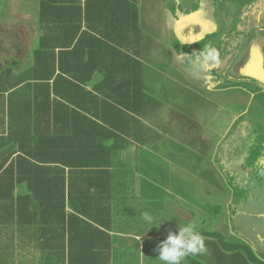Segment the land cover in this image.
<instances>
[{
  "label": "crops",
  "instance_id": "crops-1",
  "mask_svg": "<svg viewBox=\"0 0 264 264\" xmlns=\"http://www.w3.org/2000/svg\"><path fill=\"white\" fill-rule=\"evenodd\" d=\"M142 1L145 11H139L137 23L129 29L121 27L122 14L115 12L110 18L102 17L104 25H113L108 26L111 32H104L134 52L136 56H132L140 64L123 60L118 52L105 46L97 49L100 54L94 59L84 53L80 59L79 48L67 61V68L74 74L73 80L83 81L87 94L80 92L81 107L67 111L66 119L61 121L58 110L52 111L43 105L30 108L26 103V84L12 91L3 88L0 91V138H7L9 130L24 131L31 125L27 120L33 112L36 129L49 130L54 135L59 130L67 132L68 149L73 158H82L86 163L81 169L66 168L71 205L67 204L65 211L78 208L87 214L100 212L106 232L103 240H110L109 264H131L133 253L138 254L144 264V253H148L150 241L157 245L169 229L175 232L178 224L186 223L196 225L204 238L206 252L190 255L182 264H238L233 257L241 258L239 264H264V147L260 146L264 141V128L255 130L256 123L244 117V111L234 113L230 108L229 121L227 112L201 108L202 100L215 107L221 104L223 109V102L214 96L216 91L207 75H203L206 98L186 83L176 90L163 85L164 76H170L173 82L179 81L177 76L157 73L156 63L162 59V54H157V50L160 51L157 35L168 39V32L172 31L177 40L173 43L179 49H174L166 39L170 67L184 73L182 77L188 82L193 79V67L200 68L197 65L200 62L189 67L184 65L186 58L180 46L190 45L199 38L191 40V35L185 33L196 30L192 21L201 23V30H196L198 33L194 36L202 39L212 31L214 21L204 20L200 7L189 15L179 16V20L173 17L171 22L166 9H157L159 3L155 10L148 11V3L154 2ZM36 21L34 33L31 27L25 29L26 24L15 27V32L10 33L12 25L0 23V71L11 64L20 77L33 63L31 52L37 47L40 34L37 11ZM143 26L151 34V41L140 32ZM11 35L16 40L15 45L6 40ZM34 35L36 47L33 48ZM91 42V38L85 36L82 49L88 50ZM210 60L206 59L209 63L206 68L214 65H210ZM128 67L131 73H123ZM229 130H238L240 139L235 140L234 132L227 135ZM221 132L227 137H220ZM21 152L18 150L11 158ZM94 161L108 164L94 167L90 164ZM104 168L107 172H95ZM43 177L40 190H54L51 181L54 177L49 174ZM100 178L103 188L109 185L110 197L92 200L87 196L92 190L88 188ZM144 212L153 215L157 226L150 227L142 220ZM160 219L162 223L158 226ZM36 234L39 242L54 237L52 233L37 231ZM21 238L27 240L25 236ZM1 259L3 264H25L12 262L9 257L1 256Z\"/></svg>",
  "mask_w": 264,
  "mask_h": 264
},
{
  "label": "trees",
  "instance_id": "trees-1",
  "mask_svg": "<svg viewBox=\"0 0 264 264\" xmlns=\"http://www.w3.org/2000/svg\"><path fill=\"white\" fill-rule=\"evenodd\" d=\"M37 6L40 34L37 47L31 52L33 63L20 73V77L11 64L0 71V91L3 88L12 91L22 83L26 84V103L30 108L43 105L52 111L58 110L61 121L66 119L67 111L81 107L80 92L87 94V91L82 86L83 81L73 80L74 74L67 68V61L79 48L80 59L83 53L94 59L100 54L97 49L105 46L118 52L123 60L141 63L133 58L135 53L126 45L104 32H111L108 26L113 25L102 22V17L110 18L116 12L122 14L121 27L129 29L130 25L137 23L140 11L136 0H39ZM196 8L197 5L193 10ZM85 36L92 40L88 50L81 47ZM214 37V33L207 34L190 45L179 46L182 52L195 56L202 53ZM126 72L131 73L129 67L127 71L124 69L123 73ZM68 75L72 76L69 78ZM14 100L17 102L15 97ZM27 121L31 125L24 131L9 130L7 138H0V264H3L1 256L25 264H63L62 256L66 253L69 264L72 259L74 264H103L106 259L102 258L104 253H110V240H103L106 232L88 219L84 221L81 218L87 211L78 208L72 212L65 211L66 205H71L66 168H81L78 158H73L68 149L67 132L59 130L54 135L49 130L36 129L34 112ZM18 150L22 151L18 157L11 158ZM90 164L102 167L108 162L94 161ZM95 172L107 170L96 169ZM46 174L54 177L51 181L55 186L54 190L42 192L39 185L44 182ZM100 180L88 188L92 189L89 191L91 195H87L92 200L110 197L109 185L103 188ZM87 201L85 198V203ZM80 222H84V226L79 225ZM37 231L52 233L54 237L39 242L36 240ZM73 231L81 242L71 237ZM21 236L27 240H22Z\"/></svg>",
  "mask_w": 264,
  "mask_h": 264
},
{
  "label": "rangeland",
  "instance_id": "rangeland-1",
  "mask_svg": "<svg viewBox=\"0 0 264 264\" xmlns=\"http://www.w3.org/2000/svg\"><path fill=\"white\" fill-rule=\"evenodd\" d=\"M38 1L39 0H0V23H7L9 25H12V28H10L8 31L10 33L15 32V27L19 25L24 27L25 24V29H29L31 27V33H34L35 24L37 22L36 11ZM148 1H150V3L151 1L154 2V4L152 5L148 3V11H151V9L155 10L156 3H159L160 5H157V9H166L171 22L174 19L173 17L179 20L182 15H189L192 12L197 11L200 7L203 8V19L208 22L214 21L212 31L209 34L214 33L215 37L209 41L208 47L215 48L219 53V56L216 60H210V65L214 64L213 66H209V68H206V63L208 65L209 63L201 55V53L191 57L188 53H183L186 58L185 60H183L184 65L189 67L194 62H200L199 64H197L200 65V68L196 69L195 67H193V79H189L188 82L182 77V75L185 76L184 73H182L180 70L177 72L170 67L166 45L167 38H165V36L162 35L161 32V35H157V45H159L160 48V51L157 50V54H162V59H160V61L156 63V66L159 69V72L157 73L159 75L167 73L175 77L177 76L176 78L179 81V83L173 82L170 76H164V79L166 81L163 85H167L173 90H176L177 87L180 86V84L186 83L188 86H191L193 90L197 91V93L203 94V97L206 98L207 92L205 93L204 90L206 89V87H204L206 78L204 76L207 75L210 78L208 79L212 82V89L216 91L213 94L214 96H217L219 98L220 103L223 102L224 110L222 109L221 104L215 107L214 105L203 103L202 100L200 101L201 108H206L208 111L209 109L211 111L218 109L224 112V114H226L227 112L229 121V110L231 111L232 109L234 113L244 111V117H246L254 124L256 123L254 125L255 130L259 129V127L264 128V117L260 115L259 111L254 110L257 105L262 106V102L259 101L258 96H261L264 100V64L262 62L258 67L257 64H255L257 63V60L262 61L261 50L264 49V0H251L252 2L248 5L239 3L241 0ZM136 2L138 4V7L140 8V11H145L143 10V8L145 9V5L142 3L143 1L136 0ZM195 5H197V8L196 10H193ZM175 13L176 15H174ZM186 22H189V20H187ZM192 25L196 28V30H201V23L192 21ZM196 30L188 34L185 33V35H191V40H197L199 38L197 40L199 41L201 40L200 37L194 36L195 32L198 33V31ZM141 32L149 38V41L153 39L146 27L143 26V30H141ZM15 34H17V31ZM35 35H37L36 32ZM35 35L32 41L33 48L36 47ZM206 35H204L203 37H205ZM6 40L9 41L12 45H15L16 40L13 35H11L8 39L6 38ZM167 41H170L174 49L178 48L175 46L177 44L173 43L177 40L174 38L172 31L168 32ZM196 59H198V61H196ZM25 60L27 61L28 58H26ZM249 61L252 62V65L249 64ZM251 68H254L255 71L250 70ZM206 85L209 84L207 83ZM249 104L251 105L249 106ZM263 107L264 106H262V112H264ZM224 119H226V115H224ZM230 124H233L232 121L230 122ZM237 131L229 130V134L227 135H230L231 132H234L235 140H239L240 137ZM227 135L225 134V132L220 133V137L222 138L223 136L224 138H226ZM251 135H254V133L251 132ZM260 146L264 147V141H261ZM86 160L88 159L86 158ZM77 161L81 163V168L86 163V161H82V158H78ZM83 215H81V218L84 221L88 219L91 223L93 222L95 226H98L101 230H103L105 223L101 221L99 215L87 214L85 217ZM79 225L84 226V222H80ZM263 229L264 227L262 228V232L264 233ZM71 237H74L77 241L81 242L79 239H77L78 235L75 233V231L71 233ZM144 245L145 247H147L146 242L144 243ZM157 245H155V243H151V241L149 242L148 253L145 252L143 257L144 264H161L157 256V252L155 251ZM104 254V257L102 258L106 259L103 264H106L108 263L107 261L110 260V253L109 251H107ZM85 258H87L86 255ZM139 258L140 256H138V254L133 253L130 263L142 264ZM232 259L238 264L239 262H241L240 257H233ZM62 260L64 262L63 264H69L68 253L62 256ZM74 263V259H72L70 264Z\"/></svg>",
  "mask_w": 264,
  "mask_h": 264
},
{
  "label": "clouds",
  "instance_id": "clouds-1",
  "mask_svg": "<svg viewBox=\"0 0 264 264\" xmlns=\"http://www.w3.org/2000/svg\"><path fill=\"white\" fill-rule=\"evenodd\" d=\"M205 59L216 60L219 53L215 48L206 47L201 53ZM142 220L151 226H157L155 218L149 212L142 214ZM162 223L160 222L158 226ZM149 227V228H150ZM148 228V229H149ZM161 264H182L186 257L206 252L204 238L194 223L178 224L177 231L168 230L167 236L155 249Z\"/></svg>",
  "mask_w": 264,
  "mask_h": 264
},
{
  "label": "flooded vegetation",
  "instance_id": "flooded-vegetation-1",
  "mask_svg": "<svg viewBox=\"0 0 264 264\" xmlns=\"http://www.w3.org/2000/svg\"><path fill=\"white\" fill-rule=\"evenodd\" d=\"M252 1L251 0H241L239 3H242V4H246V5H248L249 3H251ZM237 5H239V4H237ZM261 52H262V61H260V60H257V63H255V64H257V67L259 66V65H261V63L263 62V64H264V49H262L261 50ZM245 63H247V62H245ZM249 64L250 65H252V62H250L249 61ZM256 66V65H255ZM249 67V66H248ZM250 70H254L255 71V69L254 68H251ZM260 84V83H259ZM264 90V89H263ZM259 97V101L260 102H262V106H264V100L262 99V97L261 96H258ZM251 104H249V106H250ZM262 106L261 105H257L255 108H254V110H257V111H259V113H260V115H262L263 117H264V112H262ZM263 109H264V107H263Z\"/></svg>",
  "mask_w": 264,
  "mask_h": 264
}]
</instances>
